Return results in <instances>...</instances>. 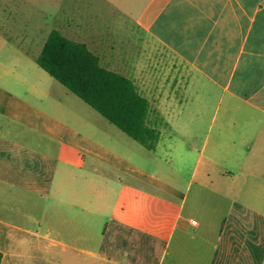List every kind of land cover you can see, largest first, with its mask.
I'll return each instance as SVG.
<instances>
[{
	"label": "crops",
	"instance_id": "0c3cea01",
	"mask_svg": "<svg viewBox=\"0 0 264 264\" xmlns=\"http://www.w3.org/2000/svg\"><path fill=\"white\" fill-rule=\"evenodd\" d=\"M7 25L42 39L36 63L53 29L85 43L148 99L146 148L157 121L167 140L139 162L61 121L41 85L46 109L8 99L0 212L20 214L0 216V264H264V0H7Z\"/></svg>",
	"mask_w": 264,
	"mask_h": 264
},
{
	"label": "rangeland",
	"instance_id": "374dc122",
	"mask_svg": "<svg viewBox=\"0 0 264 264\" xmlns=\"http://www.w3.org/2000/svg\"><path fill=\"white\" fill-rule=\"evenodd\" d=\"M15 1L16 9L18 11L34 12L36 10V6L39 7V4H41V0ZM51 25L52 24H48V26L44 29L47 31L52 28ZM21 38L20 25L12 26V29L11 26L7 25V0H0V66L5 65L6 67L8 66L14 68L13 71L8 72L7 70L4 72L0 69V126H7V114L4 106L7 104L8 99L10 101L20 102L23 104H32L40 110L41 108L46 109L47 101H40L36 91L34 90V85L37 84L44 87L47 91H51L62 96L63 105L55 109V111L58 113L59 119L69 124L71 128L76 131H92L93 139H100L103 144L108 146V148L113 149L125 158L134 159L139 162L153 160L156 164L160 162V155L158 154H162V149L167 140L165 126H162L163 121L155 122V125L160 127V131L163 135L159 145L155 150L147 149L143 144L131 138L114 124L107 121L98 111L55 80L50 74L42 69L35 60L31 61L24 58V51L35 53L40 49L42 39L36 43L32 42L31 44H27L25 41H21ZM153 44L155 45V48H157V51H154L158 52V50H160L158 49L160 46L157 47L156 43ZM156 52L154 53L158 55L159 59L169 67V55L165 53L167 56L165 58L160 56V53ZM7 91L12 92L14 97L18 99L7 97ZM209 106L210 108H208L207 112H209V109H213V103H210ZM174 123H176V127H179L181 122ZM150 124L153 126L152 121ZM17 126L18 130H20L18 139L23 141L26 140V142L34 145L37 144L36 129L20 123H18ZM100 131L102 132V135L99 133ZM103 132L106 133L104 134ZM174 155L178 157V154ZM111 156L112 155L109 154V160H114ZM191 157L190 161L193 162L194 154L191 155ZM141 166L144 170H147L146 165ZM109 167L111 166L109 165L108 168ZM110 171L112 170L110 169ZM126 171L127 174L124 172L125 177L130 176V170ZM108 200L112 201L110 195L108 196ZM17 213L20 214V212H0V216L7 217V215H9L10 217H14ZM28 213L32 216H36L42 212ZM29 221H32L33 223V220L29 219ZM32 225H36V223H33Z\"/></svg>",
	"mask_w": 264,
	"mask_h": 264
},
{
	"label": "trees",
	"instance_id": "16d2710c",
	"mask_svg": "<svg viewBox=\"0 0 264 264\" xmlns=\"http://www.w3.org/2000/svg\"><path fill=\"white\" fill-rule=\"evenodd\" d=\"M37 63L127 135L145 147H155L159 133L147 119L148 99L131 79L103 67L99 56L85 43L53 29Z\"/></svg>",
	"mask_w": 264,
	"mask_h": 264
}]
</instances>
